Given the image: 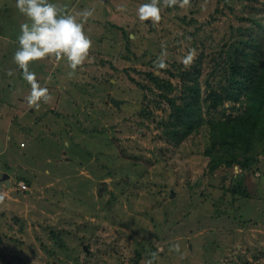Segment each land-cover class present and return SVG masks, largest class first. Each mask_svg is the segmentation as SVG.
Here are the masks:
<instances>
[{
	"label": "rangeland",
	"instance_id": "1",
	"mask_svg": "<svg viewBox=\"0 0 264 264\" xmlns=\"http://www.w3.org/2000/svg\"><path fill=\"white\" fill-rule=\"evenodd\" d=\"M262 1L161 6L154 24L136 15L150 0H49L69 14L93 10L92 46L71 78L65 60L30 64L52 96L36 110L12 59L25 17L0 0V264H145L152 247L155 264H264V144L245 169L208 171L205 131L176 147L160 138L168 108L146 75L162 48L168 68L158 76L177 86L167 70L184 68L190 49L205 52L210 72L213 48Z\"/></svg>",
	"mask_w": 264,
	"mask_h": 264
},
{
	"label": "trees",
	"instance_id": "2",
	"mask_svg": "<svg viewBox=\"0 0 264 264\" xmlns=\"http://www.w3.org/2000/svg\"><path fill=\"white\" fill-rule=\"evenodd\" d=\"M246 7L249 13L240 17L234 33L219 50L213 48L209 74L203 72V50L191 67L167 70L179 77L178 86L170 77L146 71L158 90V103L163 101L168 108L157 121L160 138L176 147L190 134L205 131L203 152L210 172L221 166L247 168L264 144V18H259L264 8ZM84 251L92 254L87 248Z\"/></svg>",
	"mask_w": 264,
	"mask_h": 264
},
{
	"label": "clouds",
	"instance_id": "3",
	"mask_svg": "<svg viewBox=\"0 0 264 264\" xmlns=\"http://www.w3.org/2000/svg\"><path fill=\"white\" fill-rule=\"evenodd\" d=\"M191 0H150L139 5L136 15L140 21H151L158 24L161 17V6L171 8L190 7ZM15 7L25 17V22L20 25L17 36L18 48L13 54V62L21 70L23 80L30 85V92L25 98L30 109L39 110L41 104L52 100L49 89L42 87L37 81L36 74L29 70L32 62L47 58L65 60L71 71V78L78 67L89 58L92 46L91 40L85 35L84 24L93 15L92 9H85L75 14L67 13L62 7L50 3L49 0H15ZM117 11H127L126 5H120ZM167 51L162 48L161 54L154 61L155 74L168 68L166 63ZM197 57L195 49H190L181 57L185 68L191 67ZM11 71L8 75H12ZM51 80V77H48ZM5 201V194L0 193V204ZM170 251L180 253V245L173 244ZM151 258L145 264H155L158 253H151ZM181 258L183 256L181 255Z\"/></svg>",
	"mask_w": 264,
	"mask_h": 264
},
{
	"label": "water",
	"instance_id": "4",
	"mask_svg": "<svg viewBox=\"0 0 264 264\" xmlns=\"http://www.w3.org/2000/svg\"><path fill=\"white\" fill-rule=\"evenodd\" d=\"M109 100H110L111 103H113L117 107L119 106V101H120L119 99H116L114 96H111ZM8 176L9 175L7 173H4V175H3L5 183H7V184L9 183ZM85 249H86V247H85Z\"/></svg>",
	"mask_w": 264,
	"mask_h": 264
},
{
	"label": "crops",
	"instance_id": "5",
	"mask_svg": "<svg viewBox=\"0 0 264 264\" xmlns=\"http://www.w3.org/2000/svg\"><path fill=\"white\" fill-rule=\"evenodd\" d=\"M2 68V67H1ZM9 183H10V180H9Z\"/></svg>",
	"mask_w": 264,
	"mask_h": 264
}]
</instances>
